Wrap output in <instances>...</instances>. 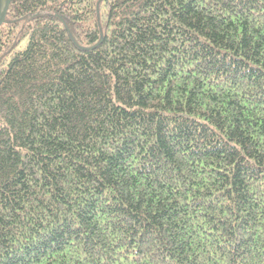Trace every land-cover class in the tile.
I'll list each match as a JSON object with an SVG mask.
<instances>
[{
	"label": "trees",
	"instance_id": "obj_1",
	"mask_svg": "<svg viewBox=\"0 0 264 264\" xmlns=\"http://www.w3.org/2000/svg\"><path fill=\"white\" fill-rule=\"evenodd\" d=\"M0 264H264V0H9Z\"/></svg>",
	"mask_w": 264,
	"mask_h": 264
},
{
	"label": "water",
	"instance_id": "obj_2",
	"mask_svg": "<svg viewBox=\"0 0 264 264\" xmlns=\"http://www.w3.org/2000/svg\"><path fill=\"white\" fill-rule=\"evenodd\" d=\"M9 0H3V3H0V25L2 24L4 17L7 12Z\"/></svg>",
	"mask_w": 264,
	"mask_h": 264
},
{
	"label": "bare ground",
	"instance_id": "obj_3",
	"mask_svg": "<svg viewBox=\"0 0 264 264\" xmlns=\"http://www.w3.org/2000/svg\"><path fill=\"white\" fill-rule=\"evenodd\" d=\"M0 3L2 4L3 3V0H0Z\"/></svg>",
	"mask_w": 264,
	"mask_h": 264
}]
</instances>
